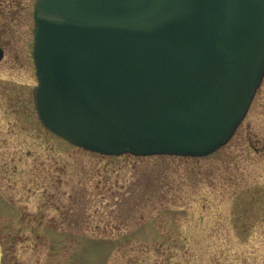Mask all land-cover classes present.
I'll return each mask as SVG.
<instances>
[{
    "label": "rangeland",
    "instance_id": "374dc122",
    "mask_svg": "<svg viewBox=\"0 0 264 264\" xmlns=\"http://www.w3.org/2000/svg\"><path fill=\"white\" fill-rule=\"evenodd\" d=\"M35 0H0V264H264V77L200 158L103 156L35 111Z\"/></svg>",
    "mask_w": 264,
    "mask_h": 264
},
{
    "label": "water",
    "instance_id": "95a60500",
    "mask_svg": "<svg viewBox=\"0 0 264 264\" xmlns=\"http://www.w3.org/2000/svg\"><path fill=\"white\" fill-rule=\"evenodd\" d=\"M33 35L40 123L103 156L205 157L264 76V0H36Z\"/></svg>",
    "mask_w": 264,
    "mask_h": 264
},
{
    "label": "flooded vegetation",
    "instance_id": "af4514ba",
    "mask_svg": "<svg viewBox=\"0 0 264 264\" xmlns=\"http://www.w3.org/2000/svg\"><path fill=\"white\" fill-rule=\"evenodd\" d=\"M7 1V0H6ZM32 10H33V8H32ZM33 13V12H32ZM32 21H33V18H32Z\"/></svg>",
    "mask_w": 264,
    "mask_h": 264
}]
</instances>
